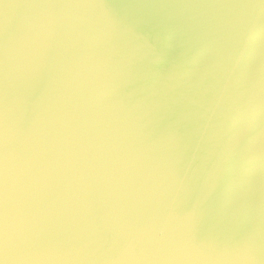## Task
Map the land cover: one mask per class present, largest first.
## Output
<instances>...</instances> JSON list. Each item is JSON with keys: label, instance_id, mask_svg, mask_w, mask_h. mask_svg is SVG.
Segmentation results:
<instances>
[{"label": "water", "instance_id": "1", "mask_svg": "<svg viewBox=\"0 0 264 264\" xmlns=\"http://www.w3.org/2000/svg\"><path fill=\"white\" fill-rule=\"evenodd\" d=\"M260 0H0V241L5 213L3 139V64L8 47L10 68L15 70L9 88L8 219L16 249L14 264H192L162 252H153L146 240L137 244L135 258L123 259L122 250L137 229L170 216L173 228L185 239L224 243L252 230L264 211V9L222 7L259 4ZM113 6L123 24H137L163 39L187 28L219 26L250 13L255 24L251 43L241 61L239 92L248 102L253 155L258 156L247 177L251 192L241 207L225 204L223 187L206 201L198 222L185 217L200 186L204 162L197 159L187 173L191 192L177 177L185 176V163L193 154L196 128L193 119L181 132L183 143H161V131L175 119L180 106L152 120L133 102L152 90L156 76L127 85L122 76L103 75L83 85L68 81L38 98L48 82L46 67L28 72V52L38 25L79 12L84 19L88 45L96 54L120 60L128 37L102 29L103 9H66L61 6ZM8 5V7H5ZM52 5L53 7H45ZM191 7H183V6ZM247 19V17H245ZM72 51H75L73 49ZM54 54V53H53ZM202 69H197V75ZM222 74L210 75L207 103ZM222 82V80H221ZM191 92L180 87L158 88L159 96ZM132 93L131 96L129 94ZM126 105L122 107L121 105ZM131 109V111H129ZM200 111H203L201 108ZM38 115L42 119H38ZM140 125H143L141 128ZM183 153V160L177 163ZM200 156L204 153L201 151ZM239 166V164H237ZM174 172L175 175H169ZM167 175V179H165ZM178 233L174 231V237ZM139 249L146 251L140 252ZM131 256V254H129Z\"/></svg>", "mask_w": 264, "mask_h": 264}, {"label": "clouds", "instance_id": "2", "mask_svg": "<svg viewBox=\"0 0 264 264\" xmlns=\"http://www.w3.org/2000/svg\"><path fill=\"white\" fill-rule=\"evenodd\" d=\"M61 7L103 9L102 29L126 35L128 47L117 61H113L111 55L105 57L96 54L87 43L89 38L85 33L83 16L76 11L66 13L61 20L53 18L41 23L31 38L28 52V72L35 73L46 67L49 73L48 82L37 103H42L50 92L55 91L60 85H66L68 81L83 85L89 78L95 80L101 75L113 80L117 76H122L125 84L132 85L142 77H158L152 90L146 95L139 96L133 102L132 108L144 109L145 114H151L152 120L156 121L173 111L174 106H180L181 110L176 113L175 119L162 129L160 142L178 146L184 140L182 126L193 119L202 121L196 128L198 138L194 143L193 154L184 165L185 176L177 177L184 191L190 193L187 173L190 169L197 170L193 168L197 159L204 162L200 170L199 190L192 208L187 210L184 216L198 222L203 212V204L216 195L221 187L226 197L225 204L238 210L243 199L251 192V188L246 185L249 183L247 177L252 168L247 165H252L254 160L258 159L253 153L259 151L254 148L255 137L250 135L252 128L249 124L248 102L243 99V93L239 92L237 87L240 80L238 69L250 46L255 27L251 14L241 13L222 25L201 28L199 31L190 27L163 39L159 33L145 32L137 24H123L111 5L69 4ZM222 7L264 9V0H260L259 4ZM73 49L75 51H72ZM197 69H202L198 75ZM217 72L221 73L222 77L211 86L212 98L207 103H201V97L210 87L205 81ZM14 77L15 70L10 68L8 47L5 44L3 64L5 213L0 241V264H14L16 259V249L10 243L13 236L8 219L7 195L9 88ZM163 87L170 90L185 87L191 95L182 91L179 96L156 98L159 96L158 88ZM131 95L132 93L129 94ZM121 106L126 107L123 104ZM201 108L203 111H200ZM38 119L42 117L38 115ZM201 151L204 153L203 156L199 155ZM181 160L182 152L177 163ZM169 175L175 173L170 172ZM164 178L167 179V175ZM170 216L171 213L158 223L138 228L133 241L122 250V258L134 259L137 244L146 240L154 245L151 249L153 252H162L192 264H264V211L258 215L251 231L238 240L224 243L197 241L194 236L190 240L185 239L178 232L179 225L173 228L170 224ZM174 231L178 233L175 237Z\"/></svg>", "mask_w": 264, "mask_h": 264}]
</instances>
